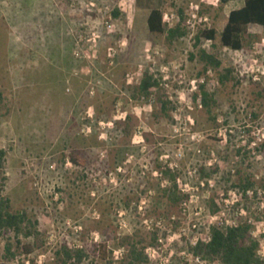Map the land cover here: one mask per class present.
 I'll list each match as a JSON object with an SVG mask.
<instances>
[{
	"label": "rangeland",
	"instance_id": "1",
	"mask_svg": "<svg viewBox=\"0 0 264 264\" xmlns=\"http://www.w3.org/2000/svg\"><path fill=\"white\" fill-rule=\"evenodd\" d=\"M92 1L95 7L85 0H0L3 196L13 213L37 220L40 232L20 237L19 245L13 231H0V264H64L65 246L87 250L85 264H128L135 246L145 254L160 249L152 264H184L191 250L184 230L193 236L194 221L206 234L209 215L221 211L215 200L224 204L246 185L253 196L239 197L236 207L264 222V30L250 26L240 51L223 47L219 31L215 42L202 37L244 2ZM152 9L163 11L166 33L149 31ZM110 16L114 32L105 27ZM80 37L82 59L75 55ZM213 44L221 69L201 57ZM225 68L233 74L222 82ZM147 74L157 84L150 95L140 89ZM204 92L210 109L198 103ZM189 168L197 170L192 185L200 186L190 211L203 209L199 222L181 206L179 183ZM160 217L165 226L152 231L150 222ZM256 227L263 231L264 223ZM256 240L264 243V235ZM101 244L106 261L95 253Z\"/></svg>",
	"mask_w": 264,
	"mask_h": 264
},
{
	"label": "trees",
	"instance_id": "2",
	"mask_svg": "<svg viewBox=\"0 0 264 264\" xmlns=\"http://www.w3.org/2000/svg\"><path fill=\"white\" fill-rule=\"evenodd\" d=\"M233 1H244V6L231 11L229 16L219 25L218 30H206L202 33V37L215 42L217 39V31H219L223 47L240 51L244 48L243 37L250 26H259L264 30V0H222V3L228 4ZM119 16L120 13L116 11L114 17L118 18ZM147 23L151 33H166L164 13L162 10L152 9ZM201 57L208 66L217 69L225 66V62L222 60L220 51L215 44L212 45L209 53L203 51ZM232 74V69L225 68V74L222 75V82L229 81ZM156 85L153 76L147 74L142 79L140 86L141 92L150 95V92ZM202 101L206 108L210 109L213 100L208 93H203ZM166 108L167 105L165 104L164 109L166 110ZM6 158L7 152L0 150V231H13L20 245V237L30 239L40 236L38 230L39 222L32 219L26 211L13 213L10 200L3 196L6 185ZM71 160L75 165H82L77 156H71ZM245 187L247 189L250 188L247 185ZM252 229L253 227L248 225L227 229L213 226L211 227V241L208 243L199 242L194 252L197 255H202L211 263L263 264L258 254L260 242L251 236ZM95 251L96 255H98L97 257L101 260L106 261L108 259V252L105 245L101 244L97 246ZM7 252L11 257H15V254L12 253L11 245L8 246ZM63 254L65 256L64 264H85L91 258L87 250H72L67 246L64 247ZM146 263H148V257L144 252V248L133 247L130 250L128 264Z\"/></svg>",
	"mask_w": 264,
	"mask_h": 264
},
{
	"label": "built area",
	"instance_id": "3",
	"mask_svg": "<svg viewBox=\"0 0 264 264\" xmlns=\"http://www.w3.org/2000/svg\"><path fill=\"white\" fill-rule=\"evenodd\" d=\"M85 1H87L88 7H91V6L95 7V5H96L92 0H85ZM112 20L113 19L110 16L107 19V21L105 22V27L109 32H114V30H115V25L112 22ZM164 21H165V17H164ZM99 38H100V36L98 35V33L94 32L92 34V38L90 39V41H92L96 44L97 40ZM83 41H84L83 38L80 37V39L77 40V43H76L78 49L76 50L75 55L78 59H82L83 57H85L86 52L84 51L85 44L83 43ZM111 53H112V51L109 53V57H110V59L111 58L113 59L114 56H112ZM127 77L129 79V81H131L130 83L133 84L134 78L131 76V74H128ZM200 83L203 84L204 80H201ZM198 87H201L200 84L198 85ZM198 103H199L200 107L202 108L203 107L202 106L203 105L202 97H201V99L198 100ZM229 133H233V131L231 130V131H229ZM192 138L198 140V136L196 134H193ZM248 147H254L253 148L254 150H252V153L250 155L252 157H255L258 153L257 144L253 142V143L249 144ZM238 148L241 149L240 144H238ZM197 152H198V154L201 153L200 150H198ZM243 153H244V150H243ZM180 157L182 159V155H180ZM161 159L163 160L164 158L162 157ZM177 167H178L177 164L175 166H174V164L169 165V168L172 170H175ZM196 172H197V170L193 171L190 168L188 169V171L184 172L185 182L179 183V188H180V191L182 193L181 206H182V209L184 210L185 216H187L186 218H188V217L191 218L192 215H195L196 222H199L197 220L201 219V218H197V217H200L202 215L203 209L197 208L196 212L190 213L191 208L193 206H195L194 203H197V201L199 199L198 192L200 191V186H198V185L193 186L191 183V182H193V179L196 177ZM198 179H196V180H198ZM201 186H203V187L205 186L203 182L201 183ZM258 194H261V190H258ZM245 196H253L252 190L245 188L244 192H239V190L231 191L228 193V198H226L223 201L224 204L221 203V200L216 199L215 203L219 208H221L220 209L221 211L216 213V214H210L209 215L208 220H206V223H205L208 227L206 234L196 232V230L197 229L200 230V228L198 227V225L196 223H194V221L191 222L192 228L194 231V235L190 237L186 234L187 232L185 230L183 232L184 236H186L187 239L190 241V247H191V250H189L187 253L184 254V261H185L184 264H221L220 262L211 263L209 260L204 258L202 255H197L194 252V249L199 244V242L208 243L211 241V227H213V226H217V227H220L222 229H227V228H237L241 225H248V226L253 227L252 232H251V236L253 238L257 239L258 237H261L262 235H264V228H263V231H256V229H254V228H257L256 226L258 224L264 223V222L263 221L260 222V221L255 220V218L250 216L248 214V212L245 210V208H243L242 206L236 207V203L240 202V200L238 198L239 197L244 198ZM234 198H237V200L234 201ZM222 205H224L223 206L224 208L222 207ZM223 212H227V213L234 212V215L230 219L222 218L220 215ZM217 219H219V220H217ZM192 220H195V219H190V221H192ZM150 223H151L150 225H151L152 231H155L157 228L162 229L165 226V219L160 217L156 220H152ZM158 241L160 243L164 242L162 237L159 238ZM258 254H259V257L263 261V264H264V243L260 242ZM146 255L148 257V263H146V264H152L154 261H158L161 258L160 257L161 256L160 249L156 248V247L148 248L146 250ZM168 263H169V260H168V262H161L160 264H168Z\"/></svg>",
	"mask_w": 264,
	"mask_h": 264
},
{
	"label": "crops",
	"instance_id": "4",
	"mask_svg": "<svg viewBox=\"0 0 264 264\" xmlns=\"http://www.w3.org/2000/svg\"><path fill=\"white\" fill-rule=\"evenodd\" d=\"M235 2H239V1H233V2H230V3H235ZM240 2H244V1H240ZM229 3V4H230ZM63 6H65V5H63ZM240 9V8H239ZM236 10V9H235ZM233 11V10H232Z\"/></svg>",
	"mask_w": 264,
	"mask_h": 264
}]
</instances>
